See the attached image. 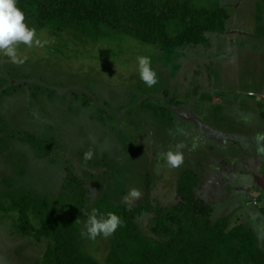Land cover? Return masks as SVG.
<instances>
[{
  "label": "rangeland",
  "instance_id": "1",
  "mask_svg": "<svg viewBox=\"0 0 264 264\" xmlns=\"http://www.w3.org/2000/svg\"><path fill=\"white\" fill-rule=\"evenodd\" d=\"M191 1L226 14L225 29L180 48L83 30L56 38L24 21L48 43L19 44L23 64L0 55V191L25 188L53 201L71 168L92 204L107 193L128 206L168 207L177 202L179 174L191 169L212 221L228 216L230 227L245 225L264 249V154L253 143L264 134V36L257 34L264 0ZM139 55L157 74L151 88L136 71ZM177 143L185 145L184 163L170 169L161 153ZM131 189L141 196L125 202ZM152 216L139 217L147 231ZM108 239H85L101 261ZM47 244L19 230L16 212L0 210L4 264H37Z\"/></svg>",
  "mask_w": 264,
  "mask_h": 264
},
{
  "label": "trees",
  "instance_id": "2",
  "mask_svg": "<svg viewBox=\"0 0 264 264\" xmlns=\"http://www.w3.org/2000/svg\"><path fill=\"white\" fill-rule=\"evenodd\" d=\"M17 6L25 21L48 29L56 38L77 30L94 38L114 33L163 49L222 32L227 17L191 0H17ZM257 34L264 36V24ZM153 109L164 119L170 116L165 107ZM198 184L197 173L185 169L177 179V202L171 206L150 201L128 206L107 193L92 204L84 179L68 168L53 201L11 187L0 191V210L18 214V228L24 235L48 241L37 264H264V249L252 230L243 224L230 227L228 216L212 221L197 196ZM93 208L114 212L124 223L109 237L104 261L81 237L87 220L84 213ZM144 213L153 215L148 231L139 223Z\"/></svg>",
  "mask_w": 264,
  "mask_h": 264
},
{
  "label": "clouds",
  "instance_id": "3",
  "mask_svg": "<svg viewBox=\"0 0 264 264\" xmlns=\"http://www.w3.org/2000/svg\"><path fill=\"white\" fill-rule=\"evenodd\" d=\"M25 13L17 6V0H0V55L8 57L13 64H23L27 57H20L17 52L19 44L28 48L43 47L47 40L41 41L36 35L35 28H29L25 23ZM136 71L139 78L147 87L151 88L158 83L156 72L152 68L150 57L139 55L136 57ZM258 153L264 154V134H257L253 138ZM183 143H177L174 149L161 153L162 160L170 169L179 168L184 163ZM195 148V145H193ZM91 151L84 154V159L92 158ZM141 193L137 189H131L125 202L131 199H139ZM87 220L84 223V230L81 237L95 241L97 237L107 239L112 236L118 227H123L122 219L114 212H101L93 208L90 213L85 212ZM0 264H4L0 260Z\"/></svg>",
  "mask_w": 264,
  "mask_h": 264
}]
</instances>
